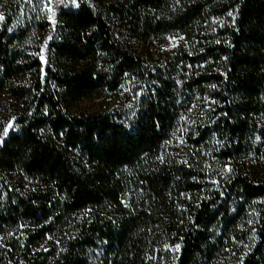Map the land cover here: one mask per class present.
I'll use <instances>...</instances> for the list:
<instances>
[{
	"label": "trees",
	"instance_id": "1",
	"mask_svg": "<svg viewBox=\"0 0 264 264\" xmlns=\"http://www.w3.org/2000/svg\"><path fill=\"white\" fill-rule=\"evenodd\" d=\"M64 1L0 26V264H264V0ZM116 26L182 35L184 71ZM130 78L158 86L127 116Z\"/></svg>",
	"mask_w": 264,
	"mask_h": 264
},
{
	"label": "rangeland",
	"instance_id": "2",
	"mask_svg": "<svg viewBox=\"0 0 264 264\" xmlns=\"http://www.w3.org/2000/svg\"><path fill=\"white\" fill-rule=\"evenodd\" d=\"M4 3V6H0V15L3 16V19L0 20V26L4 25L6 23V19L8 17V12H6V8H10V10H13L18 3L21 0H1ZM25 2V5L21 6L18 13L14 15V18L9 24V32H17L18 29L24 28L28 21V19L35 18L36 20H43L45 19H51L50 15V0H23ZM64 8H72L76 9L78 7L77 0H65L64 1ZM11 17V15H9ZM116 33L121 39H124L127 42H130L133 46H135L143 56V59L145 60V63L149 69L153 73H156V71H162L166 72L168 69L169 72L173 69L175 70H183V65L178 62L180 57V52L182 50H185L188 52V55L191 54L190 49L188 47L187 40L177 33L174 34H167L164 35L163 38L159 40H155L149 43H139L138 41L132 39L127 32L120 26H116ZM188 50V51H187ZM212 65V64H210ZM210 65L202 64L199 67V71L202 69L210 67ZM214 66V65H212ZM192 67V66H191ZM195 70L197 66H194ZM212 68V71L217 69ZM189 68V67H188ZM198 68V67H197ZM158 86L154 80H150L147 82V80H144L142 82L137 81L135 78H130L127 80L126 84L123 86L122 91L124 93V97L121 101L117 103H121L118 105H115V107H118V110L123 111L127 116H131L137 105L142 103V96L145 94L144 91H154L153 87ZM180 91H183L180 89ZM129 97V98H128ZM95 101H97L95 99ZM92 103H85L86 106L91 105ZM113 104V103H112ZM111 104V105H112ZM114 106V104L112 105ZM198 104L191 105L187 112H182L181 117V128L179 129V133L175 134V139L178 140V144H180V139L182 138V135L186 132V128L190 126L191 122H193L196 115H198ZM200 111V110H199ZM181 147V144L178 145ZM252 158V159H251ZM249 158L248 163L251 166V168H255L258 166H264V160L262 158L255 160L252 156ZM247 160V159H246ZM252 161V162H250ZM6 179V183H13L15 181L13 174L6 173L4 175ZM31 184L27 181L26 184L23 187V191L25 192L27 188H30ZM2 190H0V197H4V194L1 193ZM2 202V200H1ZM235 254V251H230L228 254V258H231ZM232 255V256H230ZM241 258V257H240ZM239 261V260H238Z\"/></svg>",
	"mask_w": 264,
	"mask_h": 264
},
{
	"label": "snow or ice",
	"instance_id": "3",
	"mask_svg": "<svg viewBox=\"0 0 264 264\" xmlns=\"http://www.w3.org/2000/svg\"><path fill=\"white\" fill-rule=\"evenodd\" d=\"M3 19V16L2 15H0V20H2Z\"/></svg>",
	"mask_w": 264,
	"mask_h": 264
}]
</instances>
